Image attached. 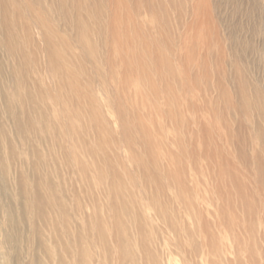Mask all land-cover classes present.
<instances>
[{"label":"rangeland","instance_id":"374dc122","mask_svg":"<svg viewBox=\"0 0 264 264\" xmlns=\"http://www.w3.org/2000/svg\"><path fill=\"white\" fill-rule=\"evenodd\" d=\"M43 1L49 3V0ZM148 1V3L146 1L140 2V7L147 8L144 16L154 27L152 34L154 38L145 32H142L141 35L139 34L138 38L137 36L131 37L130 49L133 52L143 51L144 55H146L143 60L144 70L151 78V84H153L154 92L156 93V96L149 95L147 90L144 89L146 93L145 103L148 107L157 106L156 104L160 103L157 98L162 95L164 85L167 83L176 89L174 91L175 96L181 95L183 100L188 102L186 108L184 102L179 103L181 111L177 113L179 115L177 126L170 124L171 116L169 117V114L172 113L171 108L166 107V109H162L166 111V114H162L156 118L157 122L162 123V126L164 124L161 130L165 139L160 140L164 143L156 150L162 155L161 163L166 166L170 162L173 166L182 168V171H185L184 173L186 174L183 177V181L188 186L190 192L188 191L185 195L189 199L191 198L193 216L190 214L189 216L186 215L187 218L185 217V219L190 224L189 226L192 230L194 229L196 232H194L193 239L189 236L187 237L186 233H183L188 244V251H184L176 243H172L171 239H168L170 234L167 232L165 224L155 218L152 206L144 198V194L139 189L141 174L138 171L136 172L133 163L126 160V149L121 140L119 139L118 143H115L113 140L115 144L107 152L112 154L111 156L114 153L120 154L121 159H123L119 160L122 165L119 163L117 166L121 174L124 175L128 188L131 187L133 191L131 199L135 202H129L131 210H135L136 207L139 208L140 206L148 221L153 224V230L156 232V228L158 229L156 235L160 246L156 249L161 256V264H264V174L261 179L259 173L256 171L257 163L260 162L264 172V0ZM103 2L106 4L107 10L108 8H113L109 6L110 3L111 6L113 4L116 5L117 11L112 14L113 19H118L120 16L123 20V15L125 14L126 20H129L127 22L131 24L130 29L132 28V32L134 34L135 32L139 33L136 21L139 19L140 14L139 17L136 14V2H133V0H103ZM34 7L38 11V5L36 4ZM21 11L27 19L29 17L28 12L23 7ZM51 22L52 25L53 20ZM119 24L122 26V22H118ZM141 29L143 31L145 27L141 26ZM36 31L34 35L38 41L40 36L39 32ZM120 31H122L121 28ZM63 35L64 37L67 36V41L76 50L79 49L66 33ZM19 37L21 39V48L23 47L25 51H28L32 46L22 39L24 37L21 34ZM105 37L109 38V45L110 43H114L115 38L112 35L106 33ZM138 39L139 42L142 40L144 42L142 50L139 48ZM185 42H187V49H184L182 52L181 48L184 47ZM104 49L103 44L101 47L103 54L105 52ZM181 55L184 58L182 65H180V62L178 63ZM158 56L163 57L166 65L164 62L161 65H151L149 60L151 58L155 60ZM1 61L4 62L2 63ZM38 61H40L41 66H43L42 68H44V60L41 56L38 58ZM0 62L2 65L0 68V73H2L0 74V125L4 128V131L0 135V171H3L2 177L5 180L4 182L0 180V264H74L71 258L72 253L70 252H73V249L76 247L77 237L70 238L67 236V232L62 224L47 225V222L40 220L41 218L37 222V218L33 216L35 209L30 210L23 205L27 199V195L24 193L20 194V192L22 193V184L23 182L25 185L35 184V181L39 178L35 177L37 175L34 174L33 167L36 165L40 166L44 160L41 156V159L38 156L32 157L31 151L35 148L41 151V153H46V145L41 142L40 137V139L37 137V135L43 136L39 132L33 133L30 131L25 134L16 132L15 124L9 111L10 108H7V104H4V100L8 98L11 92L14 80L9 74L8 67H6L8 55L5 49L2 48H0ZM86 65L89 68L88 77L90 79V83L87 82L94 89L98 100L104 103L107 100L110 101L109 97H112V105L115 102H120L117 95L114 93V96L108 89L111 74L107 66L102 63L101 76L95 72L92 65L88 62H86ZM136 65H138V62H136ZM28 68H30V65H28ZM41 71L43 77H45V86L48 87L51 85L52 79L47 75L45 70L42 69ZM30 73L37 77L35 70L33 72L31 70ZM84 79L86 80V78ZM137 81L136 78H133L131 84H135ZM104 83L108 85L107 91L104 89ZM27 85L33 86L34 83H28ZM112 87L115 89V86ZM23 89L26 90V88ZM107 93L109 97H107ZM223 93H225V96ZM122 99L126 101L125 98L122 97ZM37 101L39 102L38 99ZM197 102L198 105L203 104V107H200L201 110L189 107L190 103L197 104ZM140 104L139 102L134 105L131 104L134 115L139 116L138 111H141L139 109L142 107L141 102ZM27 110H30L29 103H27ZM113 111V108H110V112L113 113ZM57 114L59 115V113ZM30 115L32 122L34 121L35 123H33L36 124L38 122L37 114L31 113ZM113 118L115 120L114 113ZM139 119L148 125L149 128L154 129L153 123L151 124L149 120L150 118L147 119L146 116H140ZM184 120L187 121V125H191V128H186L182 124ZM199 122L208 123L213 138L211 144L209 142V145L214 150V145L218 144V151L223 156L226 155L224 157L230 162V165L228 164L227 167H230L229 169L234 173L240 184L239 187H236L237 184L229 177H225L224 179L218 178L219 183L222 185V195H219L216 190L217 188L214 187L215 182L211 172H213V167L214 169L216 167L212 163L213 160L199 155V151H202L203 148L200 141H198L199 144L196 143L193 155L190 153L192 146L186 139L181 142L182 146L179 144L180 147H183L179 151L178 146H176L177 144L173 143L171 139L168 140L166 138L169 135H173V133L180 135L184 132V129L188 133L192 131L197 132ZM132 125L135 127V122ZM135 128L137 129V127ZM136 129L133 131L136 140L134 148L137 150L139 156L146 160L145 163H147L146 165L151 174L158 175L162 173L151 164L146 150L138 144V141H141V133ZM229 131L232 132L234 137L231 139L229 136L228 141H226L222 137V134L228 136V133H231ZM160 134L162 135V133ZM156 136L158 138L157 132ZM70 137L67 135V140H70ZM25 139L27 141L23 145L22 142ZM115 140H118V137ZM156 143L158 145V142ZM170 150L176 153V159L170 158L172 156L169 153ZM10 152H13V154L11 155ZM78 154L81 159H86V156L82 152H78ZM47 158L49 157L47 156ZM54 158L47 159L48 163L46 162L45 167H42L43 171L41 170V173H43L42 176H47L49 180L51 179L50 181H53L55 187L59 188L58 193H60L61 198L69 206L70 212H73L72 220L74 225L71 230L77 235L83 227L85 228L82 217L88 216L90 212V209L88 210V207L85 205V197L82 198L84 210L80 217L73 207V195L75 196V194L80 192V188L83 189L81 185L83 182L76 173V169L74 170L73 167H69L65 163L64 157H58L57 155L58 160L56 161H54ZM207 167L211 168L210 172ZM3 168H6L8 172L5 169L3 170ZM103 168L107 170V167ZM126 172H132L133 175L131 173L130 176ZM161 175L165 185L163 188V201L167 202L169 201L166 200L169 199L168 196L175 197V188H170L169 180L164 174ZM128 176L134 178L133 182L135 181L138 185L135 183L131 184L132 180L129 181ZM6 185H9L10 188ZM194 185L196 188L200 186V190L193 191ZM240 192H243V196L245 199L247 198V201H242L239 197ZM160 197L162 196L160 195ZM100 200L103 205V213H105L107 210V200L102 197H100ZM136 204H139V206ZM221 207L224 209V213L220 211ZM168 208L170 209V207ZM197 208L206 210L205 216L204 214H198ZM130 213L135 216L133 211ZM167 213L170 214V210ZM50 216L57 221L58 214L51 213ZM129 217L125 215L123 219L126 220ZM204 217H207L208 225L215 230L217 240L213 241L209 247L200 246V254L194 256V251H192L194 247L193 243L198 245L205 239L201 231L202 227H204L202 224L205 223ZM223 219L224 224L220 225L219 221L222 223ZM128 220L129 222L132 221L130 218ZM52 223H54L53 220ZM134 233L135 231H133V235ZM59 236L61 239H59ZM62 240H65V243ZM64 245L67 246L65 247ZM90 248L93 254V258L90 260L91 264L119 263L114 255L107 259L99 255L97 246L92 245ZM205 250L208 255L207 253H203ZM61 254L63 255L61 256ZM59 259H62L63 262H59ZM139 261L142 264H153L152 261L146 262L140 257Z\"/></svg>","mask_w":264,"mask_h":264},{"label":"bare ground","instance_id":"6f19581e","mask_svg":"<svg viewBox=\"0 0 264 264\" xmlns=\"http://www.w3.org/2000/svg\"><path fill=\"white\" fill-rule=\"evenodd\" d=\"M142 1L149 2L148 0H133V2H136L137 16L139 17L140 14L139 19L136 21L139 27V33L135 32L134 34L132 28L130 29L131 24L127 22L129 20L125 18V14L123 15L125 20L124 18L122 20L120 16L118 19H113L112 14L117 11L116 5L113 4L111 6L110 3L109 6L113 8H108L107 10V6L103 0H49V3L43 0H0V48L5 49L8 55V64L6 67H8L10 73L7 72L14 80L11 92L8 98L4 100V104H7V106H3L10 108L9 111L17 133L39 132L43 136L36 134L37 137H40L41 142L46 145V153H41V151L35 148L31 151L32 157L38 156L40 158L41 156L44 160L40 166L35 164L36 166L33 167L34 174L37 175L35 177L39 178L38 180L35 178L37 180L35 184L25 185L22 180V193L20 192V194L24 193L27 195L25 202L23 200V205L30 210L35 209L33 216L37 218V222L41 218L40 220L47 222V225L62 224L67 232V236L70 238L77 237L76 247L73 249V252H70L72 253L71 258L74 264H91L90 260L93 258V254L90 247L92 245L97 246L99 255L106 259L114 255L117 262H119L118 264H142L139 261V257L146 262L152 261L153 264H161V256L156 249L160 246L157 242L156 235L158 229L156 228V232L153 230L154 226L148 221L140 209L139 201V204H136L139 208L136 207L135 210H131L130 203L135 202L131 199L133 191L130 186L128 188L125 177L121 174L117 166V164H121L119 160L123 159H121L120 154L114 153L111 156L112 154L107 152L115 143H118L119 139L126 149V160L133 163L136 172L138 171L141 174L139 189L144 194V198L152 206L155 218L165 224V228L170 234L168 239H171L172 243H176L177 246H180V248L187 252L188 244L183 235L186 233L187 237L189 236L193 239L196 233L185 219L189 214H193L191 198L189 199L185 195L189 191L188 186L183 181V177L186 175L184 173L185 171H182V168L180 169L179 166H173L170 162L164 166L161 163V153L156 151L164 143L160 140L165 139L161 130L164 124L162 126V123L157 122L156 118L162 114H166V111L162 109H166V107L171 108L172 113L169 114V117L171 116L170 124L177 126V118L179 117L177 113L181 111L179 103L184 102L186 108L188 102L183 100L181 95L175 96L174 91L176 89L167 83L166 85L163 84L162 95L157 98L160 103H157V106L148 107L145 103L146 93L144 89L147 90L149 95L156 96V93L154 92L153 84H151V78L144 70L143 60L146 55H144L143 51L133 52L130 49L131 37L137 36L138 38L139 34L141 35L142 32H145L154 38L152 35L154 27L144 16L147 8L140 7V2ZM36 4L38 5V11L34 7ZM21 6L29 14L27 19L21 11ZM51 20H53L52 25ZM118 22H122V26L121 24L118 25ZM141 26L145 27L143 31ZM120 28L122 31H120ZM35 31L39 32L40 38L38 41L34 35ZM64 32L72 39L75 46L79 48L78 50L67 41V36L64 37L63 35L65 34ZM106 33H109L115 38L114 43H110L109 45V38L105 37ZM20 34L24 37L22 39L28 45L32 46L28 51H25L20 46ZM139 39L138 45L140 50H142L144 48V42L143 40L139 42ZM103 44L105 47L104 54L101 50ZM184 49H187V42L181 48L182 52ZM40 56L44 60V68H42V64L38 61ZM149 61L151 65H161L164 59L162 56H158L155 60L151 58ZM1 62L0 68L2 66ZM86 62L92 65L95 72L101 76L102 63L107 66L111 74L108 89L113 95L114 93L117 95L120 102H115L112 105L113 98L109 97L108 93L107 97H109L110 101L107 100V102L101 103L98 100L94 89L88 84V82L90 83V79L88 77L89 68ZM136 62H138V65H136ZM179 62L180 65L184 63L182 55L179 58ZM164 63L166 65V62ZM28 65H30V68H28ZM30 69L32 72L35 70L37 77L30 73ZM42 69L52 79L51 85L48 87L45 86V77L42 75ZM133 78L138 80L135 84H131ZM31 82L34 83L33 86L27 85L28 83L33 84ZM144 85L145 87H143ZM103 86H105L104 89L107 91L108 85L104 83ZM112 86H115V89ZM23 88H26V90ZM223 95L225 96V93ZM122 97L126 101H123ZM137 102L139 104L140 102L142 103V107L139 109L141 111H138L139 116L134 115L133 107H131V104L134 105ZM27 103L30 105V110H27ZM195 103H190L189 107L201 110L203 104H199V106L198 102L197 104ZM110 108L114 110L115 120L113 113L110 112ZM29 113L37 114L38 122L36 124H34V121V123L32 122ZM140 116H146L147 119L150 118L149 120L151 124L153 123L154 129L149 128L148 125L141 122L139 119ZM134 122L137 129L132 125ZM200 123L201 125H199ZM182 124L186 128H191V125H187V121L185 120L182 121ZM206 124L208 125L206 122H199L197 132L192 131L188 133L184 129L182 134L173 133V135H169L166 138L176 143L179 151L183 148L179 144L182 146L181 142L186 139L192 146L190 153L193 155L195 153L194 147L200 141L203 148L202 151H199V155L213 160L212 163L216 167V169L213 167V172H211L214 177V187L217 188L218 194L222 195V185L219 183L218 178L224 179L225 177H229L237 184L236 187H239L240 184L234 173L229 169L230 167H227L228 164L230 165V162L224 157L226 155L223 156L218 151V144L214 145V150L209 145V142L211 144L213 138L211 129ZM1 127L2 125H0V135L4 131V128ZM134 129L141 133V141H138V144L146 150L151 164L162 173L158 175L151 174L146 165L147 163H145L146 160L139 156L137 150L134 148V144L136 143L133 134ZM156 132L158 133V138ZM7 135L9 134L7 133ZM67 135L71 136L70 140H67ZM229 136L231 139L234 137L232 132L228 133V136L222 134V137L226 141H228ZM117 137L118 140H115ZM26 139L22 142L23 145L26 143ZM156 142H158V145ZM8 143L10 144V142ZM78 152H82L86 156V159H81ZM169 153L172 155L170 157L171 159H176V153L173 150H170ZM57 155L58 157H64V161L69 167H73L74 170L76 169L77 172H75L83 182L81 184L83 189L80 188V192L75 194V196L73 195L72 198L74 201V211L79 214V217L83 213L84 206L82 204V198L84 197L85 205L88 207V210L90 209L89 215L82 217L85 228L82 226L83 229L77 235L71 230L74 225L72 220L73 212H70L69 206L61 198L60 193H58L59 188L57 186L55 187L53 181H50L51 179L49 180L47 176H42L43 173H41V170L43 171L42 167H45L47 159L57 158ZM56 158H54V161L58 160ZM39 162L41 163V161ZM103 167H107V170ZM4 169L8 172L6 168ZM207 169L210 172L211 168L207 167ZM256 169L262 179L264 172L260 162L257 163ZM131 173L127 174L131 176ZM161 174H164L169 180L170 188H175V197L168 196L169 199L166 200L169 201L167 202L163 201V188L165 185ZM2 176L3 171L1 170L0 180L4 182L5 180ZM130 176H128L129 181L132 180L131 184H134V178H130ZM135 184L138 185V183ZM1 186L3 187V185ZM6 186L9 187V185ZM193 187V191L195 190V192L200 190V186L196 188L194 185ZM100 197L106 198L107 200V210L105 213H103V205ZM239 197L242 201H247V198L245 199L243 196V192H240ZM169 210L171 212L170 214L167 213ZM197 210L199 212L198 214H204L205 216L206 210L202 208H197ZM131 211L135 213V216L130 213ZM220 211L224 213L222 207ZM51 213L58 214L57 221L50 216ZM122 215L130 216L129 218L132 221L129 222V218L124 220V216L122 217ZM52 220L54 223H52ZM203 220L205 223L202 224L204 227H202L201 231L205 239L200 243L201 245L193 243L194 247L192 251H194V256L200 254V246L209 247L213 241L217 240V234L208 225L207 217H204ZM223 222L224 219L222 223L219 221L220 225L224 224ZM133 231H135L134 235ZM72 235L74 236L71 237ZM59 239H61L60 236ZM64 241L62 240V242ZM175 246L173 247L176 248ZM65 247L64 249L66 251ZM203 253H207V251L205 250ZM46 256L48 255L46 254ZM60 261L62 259H59Z\"/></svg>","mask_w":264,"mask_h":264}]
</instances>
